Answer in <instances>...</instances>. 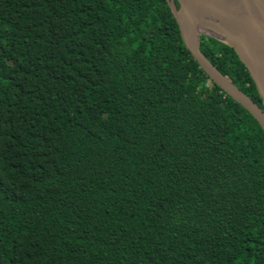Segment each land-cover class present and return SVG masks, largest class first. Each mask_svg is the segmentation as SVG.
Masks as SVG:
<instances>
[{
    "label": "trees",
    "instance_id": "obj_1",
    "mask_svg": "<svg viewBox=\"0 0 264 264\" xmlns=\"http://www.w3.org/2000/svg\"><path fill=\"white\" fill-rule=\"evenodd\" d=\"M258 123L166 0H0V264H264Z\"/></svg>",
    "mask_w": 264,
    "mask_h": 264
},
{
    "label": "water",
    "instance_id": "obj_2",
    "mask_svg": "<svg viewBox=\"0 0 264 264\" xmlns=\"http://www.w3.org/2000/svg\"><path fill=\"white\" fill-rule=\"evenodd\" d=\"M166 2L184 44L200 67L216 85L247 108L264 132V0ZM201 34L235 49L256 84L263 106L248 97L207 58L200 47Z\"/></svg>",
    "mask_w": 264,
    "mask_h": 264
}]
</instances>
